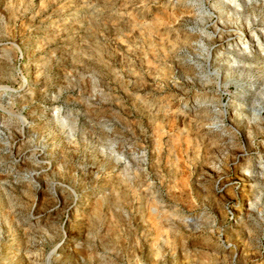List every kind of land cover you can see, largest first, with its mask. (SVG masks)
Segmentation results:
<instances>
[{
  "label": "rangeland",
  "instance_id": "obj_1",
  "mask_svg": "<svg viewBox=\"0 0 264 264\" xmlns=\"http://www.w3.org/2000/svg\"><path fill=\"white\" fill-rule=\"evenodd\" d=\"M0 264H264V0H0Z\"/></svg>",
  "mask_w": 264,
  "mask_h": 264
},
{
  "label": "bare ground",
  "instance_id": "obj_2",
  "mask_svg": "<svg viewBox=\"0 0 264 264\" xmlns=\"http://www.w3.org/2000/svg\"><path fill=\"white\" fill-rule=\"evenodd\" d=\"M226 31H230V30H228V29H226ZM245 32V30H242L241 29V33H244ZM223 33V32H222ZM221 33V31H218V33L217 34H219V36L217 37V40H223V39H225V38H227V36H231L232 34L230 33L229 35H223ZM227 33V32H226ZM249 33V32H248ZM225 34V33H224ZM246 35V34H245ZM248 38H250L251 40H252V42L254 43V39L256 38V40L258 41V44H257V50H262V45H261V42H260V40H259V38H258V36H257V34L253 31L252 32V34L248 37ZM249 41V40H248ZM237 42H239V41H237ZM246 43V42H245ZM248 43V42H247ZM222 71V70H221ZM218 72H219V69H218ZM19 141H21L22 142V138H19L16 142H15V144H17V143H19ZM20 145H21V143H20ZM13 150V149H12ZM19 150V149H18ZM17 150V151H18ZM20 153V152H19ZM41 154V153H40ZM35 156V155H34ZM32 160V159H31ZM37 160H39V159H37ZM49 162V161H48ZM46 169V168H45ZM39 170V169H38ZM243 170V169H242ZM244 171V170H243ZM19 174H21V172L20 171H18V172H16L15 173V177H16V179L19 181V182H22L23 180L22 179H24V177H20L19 176ZM243 175V177H242V181L243 182H251L252 183V181H251V179H250V174H248V173H242ZM20 178H21V180H20ZM255 182V181H254ZM254 185V184H253ZM248 206H250V204H248ZM239 211V210H238ZM239 214V212H236V215H238ZM71 241L69 240L68 242H67V244L64 246L65 247V252H67L65 255H68V254H75V255H79L80 257H83L85 254H86V248H87V246H86V240H85V242H78V241H75V242H73V243H70Z\"/></svg>",
  "mask_w": 264,
  "mask_h": 264
}]
</instances>
